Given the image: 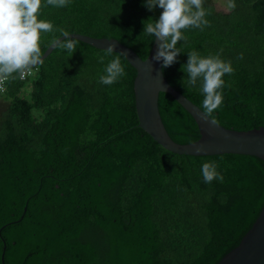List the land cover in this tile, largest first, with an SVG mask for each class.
Returning <instances> with one entry per match:
<instances>
[{"label":"trees","instance_id":"obj_1","mask_svg":"<svg viewBox=\"0 0 264 264\" xmlns=\"http://www.w3.org/2000/svg\"><path fill=\"white\" fill-rule=\"evenodd\" d=\"M234 2L223 11L203 0L208 25L181 30L182 52L163 71L202 108L201 82L183 84L180 69L192 50L223 49L234 72L222 77L223 103L211 117L249 130L264 126V0ZM160 13L145 0L43 7L39 18L54 30L42 35V55L64 30L116 38L145 59L154 37L142 21ZM78 41L71 55L57 46L26 80L13 74L0 98V264H218L264 206V160L165 149L139 126L137 70L121 56L126 75L104 85L113 57L101 63L105 50ZM159 108L175 141L201 137L171 94L160 93ZM205 162L223 181L204 182Z\"/></svg>","mask_w":264,"mask_h":264},{"label":"clouds","instance_id":"obj_2","mask_svg":"<svg viewBox=\"0 0 264 264\" xmlns=\"http://www.w3.org/2000/svg\"><path fill=\"white\" fill-rule=\"evenodd\" d=\"M69 3L70 0H44L42 5V0H0V79H8L13 74L23 79L26 70L31 71L42 62V35L52 32L54 26L50 21L40 19L39 15H42L43 7L62 8ZM145 6L150 11L157 7L163 9L158 19L150 17L142 23L145 25L143 34L154 37L158 43L152 59L162 61V67L168 68L182 52L177 47L178 42L187 39L181 30H203L208 25L205 17L209 13L204 8L203 0H145ZM227 7L234 9V0H228ZM60 31L66 38L53 43L70 55L73 54L78 39L68 31ZM116 47L115 43H110L104 55L99 57L101 63L105 57H113L104 69L105 74L99 78L104 85H112L126 75L121 63V56L125 54L116 53ZM222 52L223 49L216 54L202 56L198 51L192 50L188 52L187 63L180 69L187 74L183 84L195 86L198 80L201 82L204 96L202 108L206 117H211L223 103L222 89L225 81L222 77L234 72L232 61L222 59ZM238 59H243V53ZM197 151H203V148H198ZM201 172L205 183H211L214 179L223 181V176L217 172L214 163H203Z\"/></svg>","mask_w":264,"mask_h":264},{"label":"water","instance_id":"obj_3","mask_svg":"<svg viewBox=\"0 0 264 264\" xmlns=\"http://www.w3.org/2000/svg\"><path fill=\"white\" fill-rule=\"evenodd\" d=\"M70 34L102 50H105L110 43H115L117 45L115 52L125 54L124 57L137 70L134 90L139 126L165 149L186 155L246 154L264 160V126L249 130H235L221 125L212 117H206L200 106L167 80L162 67L163 62L152 59L158 47L157 41L154 40L150 54L144 59L134 49L116 38L93 37L82 33ZM65 38L62 35L55 41ZM56 47L57 44L53 42L47 47L42 55V62ZM161 92L171 94L193 116L201 132L198 140L179 143L171 137L160 113ZM201 147L203 151L198 152L197 149ZM218 264H264V206L239 245L228 252Z\"/></svg>","mask_w":264,"mask_h":264},{"label":"built area","instance_id":"obj_4","mask_svg":"<svg viewBox=\"0 0 264 264\" xmlns=\"http://www.w3.org/2000/svg\"><path fill=\"white\" fill-rule=\"evenodd\" d=\"M32 74H33L32 69H31V71L26 70L23 80H26ZM7 81H8V79H0V98L5 93V91L7 89Z\"/></svg>","mask_w":264,"mask_h":264},{"label":"rangeland","instance_id":"obj_5","mask_svg":"<svg viewBox=\"0 0 264 264\" xmlns=\"http://www.w3.org/2000/svg\"><path fill=\"white\" fill-rule=\"evenodd\" d=\"M227 4H228V0H216V7L219 10L227 11L228 10Z\"/></svg>","mask_w":264,"mask_h":264}]
</instances>
